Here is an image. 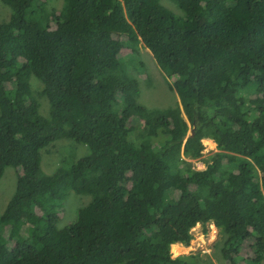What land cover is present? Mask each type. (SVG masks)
Wrapping results in <instances>:
<instances>
[{"label":"trees","instance_id":"1","mask_svg":"<svg viewBox=\"0 0 264 264\" xmlns=\"http://www.w3.org/2000/svg\"><path fill=\"white\" fill-rule=\"evenodd\" d=\"M0 2V264H264V0ZM139 44L173 106L137 103ZM57 141L86 154L43 174Z\"/></svg>","mask_w":264,"mask_h":264},{"label":"rangeland","instance_id":"2","mask_svg":"<svg viewBox=\"0 0 264 264\" xmlns=\"http://www.w3.org/2000/svg\"><path fill=\"white\" fill-rule=\"evenodd\" d=\"M54 3V6L58 8V1L61 0H52ZM165 7L170 10L173 13H177L174 6H172L169 3L164 4ZM9 9L8 7L4 6L0 2V23L4 22L8 16H9ZM140 48L137 53L138 61L141 65V70L139 71V75L136 76V79L139 82V94L137 96V103H139L142 106H145L147 108H166L171 107L174 105V103L177 101V97L174 92L171 93L167 89L166 82L169 83L168 80H166L162 73L158 70L157 66L154 64V61L151 57V54L149 51L142 47L141 44H139ZM30 88L32 90V93L34 91L35 87H38L41 84L36 80L33 76L30 77L29 80ZM39 84V85H38ZM144 84L146 87H144ZM41 105H46V113L43 114L41 111V105L39 103V113L41 116H47L48 113V103L44 97L41 96ZM44 106V105H43ZM65 141H57L55 145L57 148L62 149L61 154L59 155V158L55 156V150L50 147L48 149V152L50 151V154L42 152L41 154V161H40V170L43 174H51L54 172V170L58 167L60 161H76L78 158L84 156L86 154V149L82 145H72L74 147H65ZM205 143V142H204ZM208 146L203 149L201 153V157L197 160H194L191 162V165L193 168L200 170H203L205 165H203V162L201 160L206 159L207 157L211 156L213 153H215V148L212 146L210 142H206ZM205 143V144H206ZM68 144V143H67ZM202 145H204L202 143ZM191 161V160H188ZM12 169L6 168L3 171L2 177L0 178V213L3 211L5 204L7 203L8 199L13 193L14 184H15V173ZM87 196H77L72 192H68L65 196L64 202H63V211L61 214H63V217L59 219L57 222V226L59 228L75 221L76 219V212L77 210L85 205L88 201ZM216 239V237H215ZM216 241V240H214ZM213 244H210L208 247V253L205 254L204 252H201L199 250H196L194 253L189 251H183L181 255H187L186 253H192L197 256L196 264H224L221 262V260H216L215 255H213Z\"/></svg>","mask_w":264,"mask_h":264},{"label":"crops","instance_id":"3","mask_svg":"<svg viewBox=\"0 0 264 264\" xmlns=\"http://www.w3.org/2000/svg\"><path fill=\"white\" fill-rule=\"evenodd\" d=\"M172 246L175 247L178 255L182 254L183 251H182V246H180V244H174Z\"/></svg>","mask_w":264,"mask_h":264},{"label":"built area","instance_id":"4","mask_svg":"<svg viewBox=\"0 0 264 264\" xmlns=\"http://www.w3.org/2000/svg\"><path fill=\"white\" fill-rule=\"evenodd\" d=\"M212 231H213V233H214V230H212ZM200 238H201V236H200ZM191 243H192V240H191ZM195 246H198V245H195ZM189 250H190V251H194V250H195V247H190Z\"/></svg>","mask_w":264,"mask_h":264},{"label":"clouds","instance_id":"5","mask_svg":"<svg viewBox=\"0 0 264 264\" xmlns=\"http://www.w3.org/2000/svg\"><path fill=\"white\" fill-rule=\"evenodd\" d=\"M205 167V166H204ZM193 168V167H192ZM194 170H197V171H201L199 168H197V169H195V168H193ZM205 169V168H204ZM203 169V170H204ZM214 227V226H213ZM214 230H215V228H214ZM216 231V230H215Z\"/></svg>","mask_w":264,"mask_h":264},{"label":"bare ground","instance_id":"6","mask_svg":"<svg viewBox=\"0 0 264 264\" xmlns=\"http://www.w3.org/2000/svg\"><path fill=\"white\" fill-rule=\"evenodd\" d=\"M176 250V249H175Z\"/></svg>","mask_w":264,"mask_h":264}]
</instances>
